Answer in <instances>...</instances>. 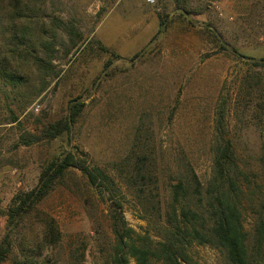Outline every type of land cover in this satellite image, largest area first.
Returning <instances> with one entry per match:
<instances>
[{
	"label": "rangeland",
	"instance_id": "obj_1",
	"mask_svg": "<svg viewBox=\"0 0 264 264\" xmlns=\"http://www.w3.org/2000/svg\"><path fill=\"white\" fill-rule=\"evenodd\" d=\"M47 5L55 13H47L46 23L52 16L73 19L79 37L70 40L58 31L64 42L54 46V72L45 80L33 75V101L23 111L14 108L20 126L0 116V239L6 229L2 211L13 194L36 184L44 162L77 147L108 168L125 154L136 126L151 134L165 156L184 149L205 181L215 108L223 99L231 101L244 73L264 77V66L252 64L264 55V0H49ZM73 103H81V111L70 140L18 143L23 134L39 137L43 126L63 119ZM242 115L228 121L240 151L254 163L258 137ZM41 207L58 220L65 247L86 245L82 264H99L108 252L106 210L77 170ZM123 215L141 232L145 222L128 196ZM244 220L248 229L251 219ZM191 253L196 264H223V255L211 246H194Z\"/></svg>",
	"mask_w": 264,
	"mask_h": 264
},
{
	"label": "trees",
	"instance_id": "obj_2",
	"mask_svg": "<svg viewBox=\"0 0 264 264\" xmlns=\"http://www.w3.org/2000/svg\"><path fill=\"white\" fill-rule=\"evenodd\" d=\"M48 1L0 0V116L4 113V121L18 126L14 108L23 111L33 101L32 76L45 80L54 72V46L64 42L58 31L70 40L79 37L73 19L52 16L46 23L47 13H55L48 10ZM162 25L159 20L158 31ZM252 64L263 67L264 55ZM234 87L231 101L223 99L214 111L205 181L184 149L165 156L141 126L125 154L108 168L92 163L77 147L64 149L44 162L36 184L13 194L2 211L6 229L0 264L83 263L86 245L65 247L58 220L41 207L76 170L106 210L108 252L99 264H130V259L134 264H196L191 250L198 245L216 248L223 264H264V77L244 73ZM80 111L81 103L69 105L65 117L43 126L39 137L23 134L18 143L60 136L70 140ZM240 115L254 125L258 137L254 163L240 151L228 121ZM127 196L145 222L141 232L123 215ZM245 216L251 219L248 229Z\"/></svg>",
	"mask_w": 264,
	"mask_h": 264
}]
</instances>
